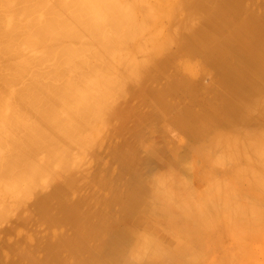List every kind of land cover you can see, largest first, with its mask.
Returning a JSON list of instances; mask_svg holds the SVG:
<instances>
[{
  "label": "rangeland",
  "instance_id": "374dc122",
  "mask_svg": "<svg viewBox=\"0 0 264 264\" xmlns=\"http://www.w3.org/2000/svg\"><path fill=\"white\" fill-rule=\"evenodd\" d=\"M233 3L229 9L219 0H115L99 18L80 0H0V264H92V257L99 259L98 264H112L113 248L98 249L95 239L84 232L85 244L91 247L87 252L73 250L78 247L74 244L79 238L77 227L83 224L88 231L99 230V244L113 240L114 248L130 227L154 237V243L163 247L161 252L168 253L159 264H173L170 254L176 248L187 251V247L182 250L186 241L194 250L190 248L193 251L184 253L185 257L194 255L195 264H220L224 259L225 264H264V168L260 170L263 164L252 158L264 154V125L259 122L264 121V72L261 89L255 90L250 83H242L226 60L247 56L238 44L250 36H242L241 27L250 26H244L250 15L260 18L264 26V0ZM228 75L235 80L232 84ZM234 84L252 102L245 116L249 114V119L238 122L231 120L236 111H228L221 98L222 89ZM208 106L219 114L209 112ZM183 111L186 117L192 115L188 136L180 131L185 125L175 120ZM200 125L201 134H197ZM212 140L215 148L222 141L218 146L222 151H210ZM204 147L209 148L201 151ZM222 147L227 159L234 157H229L231 166L232 161L227 163L224 154L220 156ZM199 149L205 157L217 155L206 159ZM240 151L252 160L244 157L246 164L243 157L239 160ZM223 168H233L236 173L228 172L239 175V181L243 176L245 182L237 184L226 171L222 174ZM166 173L176 174L178 186H173L177 187H171L172 175ZM165 177L166 188L172 189L169 195L181 199L170 203L189 207L185 209L194 215L191 221L172 224L170 216L184 207L160 211V217L151 213L158 186L161 193L167 191ZM251 179H257L254 189L249 186ZM201 189L215 190L220 196L217 202L222 203L215 202L213 191L214 199H209L211 194L199 193ZM219 191H229L231 199ZM189 194L199 195L198 199L192 197L191 202ZM232 197L245 200L231 204ZM73 206L77 215L72 219L66 210ZM194 207L201 215L205 210L199 219L203 226ZM173 230L183 232L177 236L186 241L176 239ZM159 231L168 233L166 238ZM149 260L145 254L133 262H154Z\"/></svg>",
  "mask_w": 264,
  "mask_h": 264
},
{
  "label": "bare ground",
  "instance_id": "6f19581e",
  "mask_svg": "<svg viewBox=\"0 0 264 264\" xmlns=\"http://www.w3.org/2000/svg\"><path fill=\"white\" fill-rule=\"evenodd\" d=\"M81 2H83V3H86L88 6H89V8L92 10V11H94L95 12V14H98V17L99 18H102V16H101V12L103 11V10H105L106 8H111L112 7V4L115 2V0H80ZM234 1H236V0H219V2L220 3H222V7H224V8H229V9H233L234 7H233V4H235V3H233ZM253 16V15H252ZM244 26L245 25H247L248 23H250V26H246V27H241V28H244V29H242L243 30V32L242 31H240L241 33H242V36H250V40H245V42L244 43H241V45H240V43L238 44L239 45V48H240V50L241 51H243L244 53H246L247 54V56H242L241 58L240 57H236V58H234V57H232V56H228L227 58H226V60H227V62H228V65L230 66V67H232L231 69H233L234 71H237V74L239 75V76H241L242 77V83H245L244 81H246V82H248V83H250L251 85H253V87H254V89L255 90H257V88H259V90L261 89V83L263 82V75L261 74V73H263L264 72V26L262 25L263 24V21L261 20L260 21V18H258V19H255L254 20V18H252L251 17V15H250V18H248V19H246V20H244ZM261 22V23H260ZM255 23V24H254ZM253 25V26H252ZM92 26V25H91ZM250 34H253V36L252 35H250ZM247 41V42H246ZM241 46V47H240ZM224 57V56H223ZM224 60V59H223ZM230 75H228V77H227V81L229 82V81H231V83L230 84H232L235 80H233L231 77H229ZM241 83V84H242ZM238 84H240V83H238ZM242 86V85H241ZM229 89H230V91H229ZM264 90V89H263ZM262 90V91H263ZM222 91H224V92H221V94H222V96H221V98L223 99V98H225V100L223 99L222 101L223 102H226V104H227V110L228 111H230V112H232L233 110H235L236 111V115L233 117V119H231L232 121H236V122H238V121H243V120H245V119H249V114H248V116L247 117H245L246 115H247V113H248V110H249V108H251L250 107V105L252 104V102H250V101H248L247 99L245 100L243 97L244 96H242V93L244 92V90L241 88V87H239V86H237V85H233L232 87H230V88H228L227 90L226 89H222ZM228 91V92H227ZM257 98H258V94H257ZM257 102V101H256ZM258 103V102H257ZM253 108H254V106H253ZM256 108V107H255ZM207 109L209 110V112H211V113H215V114H219L218 112H217V110H215L213 107H207ZM261 109V108H260ZM259 109V110H260ZM264 109V108H263ZM262 109V110H263ZM264 111V110H263ZM261 112V111H260ZM259 113V112H258ZM263 114H264V112H262ZM258 116V115H257ZM186 117V112H181V113H179L178 115H176V118H175V120H176V122H178V123H181V124H184L185 126H183L182 128H181V133L182 134H185L186 136H188V135H190V133L189 132H191V130H192V128H191V125L190 124H188L189 123V121H191V118H192V115L191 114H188V116L186 117V119H188L187 120V122L186 121H184V118ZM261 117V116H260ZM194 118L195 119H198V118H196L195 116H194ZM263 118V117H262ZM262 118L260 119V118H258V119H260V120H262ZM201 119H203V118H201ZM264 119V118H263ZM255 121H257V118H256V120ZM254 121V122H255ZM246 122V121H245ZM244 122V123H245ZM248 122V121H247ZM254 122H251L250 124H255ZM260 122V124H261V127L264 125V121H263V123H261L262 121H259ZM259 122H257V124L259 125ZM257 124H255V125H257ZM257 125V126H258ZM251 127V126H250ZM260 127V128H261ZM264 127V126H263ZM198 128H200V129H198ZM197 128V134H201V125L199 126ZM238 129H240V128H237V130ZM247 129V128H246ZM249 129V128H248ZM247 129V130H248ZM252 129H254V128H252ZM262 129V128H261ZM242 130V128L240 129V131ZM257 131H258V129H256ZM239 131V132H240ZM203 132V131H202ZM206 132V131H205ZM237 132V131H236ZM242 133H243V131H241ZM207 133H209V132H207ZM206 133V134H207ZM238 133V132H237ZM245 133V132H244ZM250 133V132H249ZM251 133H253V132H251ZM261 133V132H260ZM205 133H203L202 135H204ZM256 134V133H255ZM202 135H200V136H202ZM209 135V134H208ZM257 135H260V134H257ZM243 137L244 136V134H241L240 135V137ZM40 137V136H39ZM216 136H213V138H215ZM226 137V136H225ZM232 137V136H231ZM248 137V136H247ZM259 137H262V136H259ZM258 137V138H259ZM217 138V137H216ZM222 139H223V141H224V138L223 137H221ZM229 139H230V137H228ZM227 138V140L229 141V139ZM244 138V137H243ZM242 138V139H243ZM252 138H254V136L252 137ZM30 139V138H29ZM217 139H220V138H217ZM221 139V140H222ZM257 139V138H256ZM216 140V139H215ZM220 140V141H221ZM16 141V140H15ZM214 140H212V142H211V144H209V147H210V145H212V143L214 144V142H213ZM231 141H233L232 139L230 140V143H231ZM238 141V140H237ZM244 141H245V138H244ZM259 141V140H258ZM206 142H208L207 140H206ZM205 142V143H206ZM222 142V141H221ZM221 142H219V144H218V146L220 145V143ZM240 142H242V140L240 141ZM253 142V141H252ZM27 143V142H26ZM209 143V142H208ZM224 144L226 143V142H223ZM228 143V142H227ZM243 143V142H242ZM244 143H246V142H244ZM224 144H223V146H224ZM235 144V143H234ZM228 145H230L231 147L233 146V145H231V144H228ZM247 145V144H246ZM258 145V144H257ZM28 146V145H27ZM218 146H216V148L214 147V145H212V148H210V151H213V149H217V150H219V152L220 151H222V150H220V147H218ZM241 147H242V145H240ZM200 147H203V146H200ZM208 147V148H209ZM214 147V148H213ZM248 147V146H247ZM208 148H206V149H208ZM223 148V147H222ZM236 148V147H235ZM240 148V147H239ZM205 149V147H204V149H199V152L200 153H202L201 151H204V150H206ZM212 149V150H211ZM237 149V148H236ZM240 149H242V148H240ZM239 149V150H240ZM248 149V148H247ZM201 150V151H200ZM231 150V149H230ZM209 150H207L206 152H210ZM218 152V151H217ZM218 152V153H219ZM223 152L224 153H221V157H222V154H224V156L223 157H225L226 158V152L227 151H225L224 150V148H223ZM241 152V151H240ZM249 153H250V151H248ZM208 153H206V156H207V154ZM211 153V152H210ZM228 153V152H227ZM231 153V152H230ZM235 153V152H234ZM238 153V152H237ZM211 154H213V153H211ZM233 154V153H232ZM244 154L245 153H242L241 152V156H239V160H240V158L241 157H243L242 158V160H244V157H245V160H247L248 162L250 161V160H252L249 156L248 157H246V156H244ZM202 155L205 157V154H203L202 153ZM210 155V154H209ZM214 155V157L217 155V153H214L213 154ZM252 155V154H251ZM193 156V155H192ZM211 156V155H210ZM209 156V157H210ZM229 157H232V158H234L233 156H230V155H228ZM252 156H254V157H252L253 158V160L255 161V162H257V163H260V164H263V166H261V168H260V166L259 165H257L256 163H254V164H256L259 168H260V170H262L263 168H264V154H257V155H252ZM31 157V156H30ZM208 156L207 157H205L206 159L207 158H209ZM214 157H210L211 159H214ZM229 157H228V159H229ZM224 158V160H226V162L227 161H229L227 158L225 159ZM237 158V157H236ZM211 159H208V161H210V162H212V160ZM216 159V158H215ZM178 160V159H177ZM198 160V159H197ZM241 160V161H242ZM245 160L243 161L244 163H245ZM179 161V160H178ZM182 161V160H181ZM220 161V160H219ZM223 161V160H222ZM230 161H232V160H230ZM229 161V162H230ZM238 161V160H237ZM177 162V161H176ZM199 162V161H198ZM213 162H216L215 160H213ZM212 162V163H213ZM224 162V164H226V162L225 161H223ZM247 162V163H248ZM228 163V162H227ZM238 163V162H237ZM236 163V165L237 166H239V165H242L241 163L240 164H237ZM253 163V162H252ZM251 163V164H252ZM220 164V163H219ZM230 164V166H231V164H233V161L231 162V163H229ZM246 164V163H245ZM250 164V163H249ZM250 164V165H251ZM49 165V164H48ZM205 165V164H204ZM228 165V164H227ZM236 165H234V167L237 169H239V167H237ZM209 166V165H208ZM218 166H220V165H218ZM199 167V166H198ZM222 167H224V166H222ZM226 167V166H225ZM224 167V168H225ZM233 167V168H234ZM263 167V168H262ZM181 169H182V167H180ZM208 168V167H207ZM213 168V167H212ZM216 168V167H215ZM224 168L221 170V171H223L224 170ZM229 168V167H228ZM233 168H232V170H231V168L229 169V170H231V171H233ZM184 169V168H183ZM201 169V167L198 169V170H200ZM227 169V168H226ZM226 169H225V171H226ZM249 169V168H248ZM202 170H203V166H202ZM229 170H227L226 172L225 171H223L224 173H222L223 175H225V173L227 174V177H233V175L231 174L232 172H228ZM235 170V169H234ZM264 170V169H263ZM262 170V173L264 172ZM189 171V170H188ZM212 171H213V169H212ZM217 171V170H216ZM220 171V172H221ZM239 171H241L240 169H239ZM239 171H238V173H239ZM259 171V170H258ZM235 171H233V173H234ZM242 172V171H241ZM240 172V173H241ZM246 172V171H245ZM206 173V172H205ZM212 173H215V170H214V172H212ZM236 173V172H235ZM247 173V172H246ZM207 174V173H206ZM231 174V175H230ZM241 174H244V173H241ZM248 175H249V173H247ZM161 175H163V174H161ZM165 175H172V178H171V176H170V180H172V186L171 187H177L178 185H177V177H175V178H173L174 176H176V174H165ZM174 175V176H173ZM195 175V174H194ZM219 175H221V174H219ZM229 175V176H228ZM244 175H246V174H244ZM262 175H264V173L262 174ZM164 176V175H163ZM162 176V177H163ZM184 176H186V175H184ZM239 176V175H238ZM237 176V177H238ZM201 177H202V174H201ZM220 177H222V176H220ZM237 177H235V174H234V177L232 178L233 180H234V178L236 179V180H234L235 182H237V181H239V179L237 180ZM241 177V176H240ZM239 177V178H240ZM198 178V177H197ZM196 178V176H195V179H197ZM242 178L244 179V177L242 176ZM241 178V179H242ZM250 178H252V176H250ZM250 178H248V179H250ZM168 179V178H167ZM166 177H165V179H164V182H163V186L166 184V183H168V182H165L166 180ZM173 179H176V180H174L173 181ZM181 179H183L182 177H181ZM199 179L201 180V178L199 177ZM205 179V178H204ZM216 179H218L217 180V182L219 181V178H216ZM226 179V178H225ZM242 179V180H243ZM157 180H161V178H157ZM170 180H169V182H170ZM198 180V179H197ZM221 180V179H220ZM242 180H240L241 182H243ZM251 180H253V179H251ZM251 180H249V183H250V187H251V189H252V187H253V189H254V187H256L255 186V181L257 180H253V182H251ZM62 181H64V180H62ZM147 181V180H146ZM156 179L154 180V183L155 184H157L156 182ZM162 181V180H161ZM176 181V182H175ZM180 181V180H179ZM182 181V180H181ZM199 181V180H198ZM223 181V180H222ZM226 181V180H225ZM239 181V182H240ZM175 182V183H174ZM183 182V181H182ZM182 182H180V183H182ZM197 182V181H196ZM220 182V181H219ZM244 182H245V179H244ZM161 182H159V184H160ZM188 183H189V181H188ZM198 183V182H197ZM200 183V182H199ZM214 183V182H213ZM256 183H258V182H256ZM162 184V183H161ZM173 184L175 185H177V186H173ZM194 184V183H193ZM201 184V183H200ZM203 184H204V182H203ZM216 184V181H215V183H214V185ZM237 184H238V182H237ZM240 184V183H239ZM52 185H53V182H52ZM169 185V184H168ZM180 185V184H179ZM192 185V184H191ZM217 185V184H216ZM219 185V184H218ZM231 185V184H230ZM257 185V184H256ZM152 188H153V183H152V185H150ZM155 186V185H154ZM158 186V185H157ZM170 186V185H169ZM186 186H188V185H186ZM201 186H203V185H201ZM170 187V188H171ZM181 188H182V185L180 186ZM179 187V188H180ZM192 187V186H191ZM190 187V188H191ZM211 187V186H210ZM214 187V186H213ZM259 187V186H258ZM158 188H159V186H158ZM157 188V190H158V198H156L157 199V201L155 202V203H153V204H151V206H150V211H151V213H154V214H157V216L158 217H160L161 215V212H166V213H168L167 212V210L168 209H170V210H177L178 208H182V207H184V206H181L180 207V205H181V203H179V205H178V207H176V205H174L175 204V202H173V203H170L171 202V200H173V199H175V197L174 198H172V196H170L169 194H171V190H168L167 188H166V185H165V188H166V190L167 191H165V190H163V191H165V192H163V193H161V190H159ZM187 188V187H186ZM185 188V189H186ZM190 188H189V190H190ZM200 188V187H199ZM244 188H246V187H244ZM161 189V188H160ZM174 189V188H173ZM176 189V188H175ZM195 189H197V188H195ZM225 189H226V187H225ZM243 189V188H242ZM263 189V188H262ZM262 189H260V190H262ZM83 190V189H82ZM188 190V189H187ZM222 190V189H221ZM231 190V192H232V189H230ZM246 190H248V189H246ZM257 190V188L255 189V191ZM175 191V190H174ZM201 192H199V193H202L203 191H202V189L200 190ZM210 192H208V190L206 191H204L203 193H205L206 194V192H207V194H206V196H208L209 194L208 193H210L211 194V197L209 198V199H214L215 200V202L218 204L219 202V204H221L222 202H221V200H219V202H217V200H216V198L218 197L217 195V193H214V192H216L215 190L213 191L212 189L211 190H209ZM213 191V196H214V194H215V196H214V198H213V196H212V192ZM254 191V192H255ZM37 192V191H36ZM81 192V191H80ZM173 192V191H172ZM191 193L193 192V191H190ZM198 192V191H197ZM220 192V191H219ZM228 192L229 191H227V192H220L219 193V195L222 193V195L224 194V197H225V195L226 196H228ZM231 192H230V194H231ZM249 192V191H248ZM253 192V191H252ZM262 192H263V190H262ZM261 192V193H262ZM35 193V192H34ZM42 193V192H41ZM161 193V194H160ZM175 193V192H174ZM179 193H182V192H179ZM186 193V192H185ZM184 193V191H183V193L182 194H185ZM198 193V194H199ZM238 193V192H237ZM257 193H259L260 194V192L258 191ZM39 194H40V192H39ZM80 194V193H79ZM249 194V193H248ZM76 195V194H75ZM74 195V196H75ZM172 195V194H171ZM176 195H177V193H176ZM186 195H187V193H186ZM190 195V198H189V196H188V198L191 200V202L196 198V199H198V196L199 195H192L191 196V194H189ZM201 196H204V195H202V194H200ZM233 195V194H232ZM242 195V194H241ZM260 195H262V194H260ZM173 196H175V195H173ZM179 196V195H178ZM184 196V195H183ZM237 196H240V195H238L237 194ZM245 196H246V194H245ZM251 196H252V194H251ZM263 196V195H262ZM70 198L72 197V195L71 196H69ZM194 199H193V198ZM222 197V196H221ZM230 199H231V197H230V195L228 196ZM227 197V198H228ZM64 198V197H63ZM74 198V197H73ZM180 197H176V199L175 200H177V199H179ZM203 198H205V197H202V199ZM218 198H220V196L218 197ZM234 200H233V202L231 203V204H233L234 203V201H236V200H242V199H240V197L237 199L236 198V200H235V197H232ZM256 199H257V197H255ZM72 199V198H71ZM184 200L185 199H187V198H183ZM207 199V198H206ZM205 199V200H206ZM180 200V202H181V199H179ZM183 200V201H184ZM204 200V201H205ZM224 200V199H223ZM227 200V199H226ZM243 200H245V198L243 199ZM242 200V201H243ZM254 200V199H253ZM258 200V199H257ZM178 201V200H177ZM176 201V202H177ZM200 201V200H199ZM203 201V200H202ZM200 202V204L202 203V205H204L203 204V202ZM208 201V200H207ZM207 201H205L206 203H207ZM225 201V200H224ZM223 201V202H224ZM228 201V200H227ZM242 201H240V203L242 202ZM179 202V201H178ZM195 202V201H194ZM215 202H212V203H215ZM230 202H231V200H230ZM245 202V201H244ZM190 203V202H189ZM227 203H229V202H227ZM250 203V202H249ZM177 204V203H176ZM190 204H192V203H190ZM210 204V203H209ZM218 204V205H219ZM225 204V203H224ZM224 204H222V206L224 205ZM230 204V205H231ZM238 204V203H237ZM244 204V203H243ZM258 204V203H257ZM185 205H186V203H185ZM240 205V204H239ZM264 205V204H263ZM192 206V205H191ZM190 206V207H191ZM206 206V205H205ZM207 206H208V203H207ZM207 206H206V208H207ZM213 206V205H212ZM211 206V207H212ZM232 206H235V205H232ZM237 206V205H236ZM254 206V205H253ZM252 206V207H253ZM160 207H161V209H160ZM193 207V206H192ZM200 207V206H199ZM198 207V208H199ZM202 207V206H201ZM210 207V208H211ZM221 207V206H220ZM246 207V206H245ZM255 207V206H254ZM185 208H189V207H184L183 209H185ZM197 208V207H196ZM223 208V207H222ZM251 208V207H250ZM63 209H66L65 207H63ZM190 209V208H189ZM188 209V210H189ZM196 212H198V210L197 209H195V207L193 208ZM208 210H209V208H207ZM241 209V208H240ZM186 210L187 209H185L184 211H182L181 213H178V212H174V214L173 215H171L170 217H171V222H172V224H174V225H176V226H178V224H180V223H185V222H188V221H191V218L193 217L194 218V215L192 216V213H189L190 211H187L186 212ZM194 210H191L192 212L194 211ZM200 210V209H199ZM235 210V209H234ZM247 210V209H246ZM67 211V215H68V217H70V218H74V216H76L77 214V211H76V207H72L71 209H67L66 210ZM161 211V212H160ZM179 211H180V209H179ZM195 211H194V213H195ZM203 211V210H202ZM217 211V210H216ZM231 211V210H230ZM232 212V211H231ZM230 212V213H231ZM264 212V211H263ZM204 213H205V210H204ZM204 213H203V215H201L200 214V212H198V213H196L195 215H197L198 217V220H197V222H199L200 224L202 223V221H200L199 219H201L203 216H205L204 215ZM220 213V212H219ZM229 212L227 211V213L226 214H228ZM229 213V214H230ZM237 213V212H236ZM164 214V213H163ZM198 214H200V215H198ZM206 214H208L209 215V213H207L206 212ZM228 214V215H229ZM239 214L240 213H238V216H239ZM247 214H248V211H247ZM231 215H232V213H231ZM248 215H250V214H248ZM264 215V214H263ZM156 216V215H155ZM164 216H165V219L167 218V216L164 214ZM207 216V215H206ZM220 216H221V213H220ZM238 216H236V217H238ZM35 217V216H34ZM148 217V216H147ZM158 217H156V218H158ZM208 218H209V216H207ZM212 217V216H211ZM245 217H247V216H245ZM264 217V216H263ZM263 217H261V218H263ZM164 217H163V215H162V218L161 219H163ZM231 218V217H230ZM229 218V219H230ZM159 219V218H158ZM195 219H193V220H195ZM210 219V218H209ZM222 218H220L219 219V221L221 220ZM238 219V218H237ZM248 219H249V217H248ZM151 220V219H150ZM164 220V219H163ZM227 220V219H226ZM239 220V219H238ZM259 220V219H258ZM209 221V220H208ZM215 221V220H214ZM216 221H218V220H216ZM215 221V222H216ZM218 221V222H219ZM250 221V220H249ZM263 219H262V222H261V224H264L263 223ZM160 223H163V222H161V221H159ZM194 222H196V221H194ZM196 222V223H197ZM224 222V220H222L221 221V223H223ZM228 222V221H227ZM196 223H193V224H195L196 225ZM210 223V222H209ZM220 223V224H221ZM157 224V223H156ZM198 224V223H197ZM200 224H198V225H200ZM258 224H260V223H258ZM150 225V224H149ZM160 225V224H159ZM198 225H196V228H197V226ZM223 225V224H222ZM242 225V224H241ZM244 225V224H243ZM245 225H246V223H245ZM247 225H250L249 224V222H248V224ZM251 225H253V224H251ZM155 226V225H154ZM163 226H164V224L163 225H161V227L163 228ZM201 226H203V223H202V225ZM208 226V225H207ZM150 227V226H149ZM165 227H166V224H165ZM167 227H168V229L171 227L172 229L174 228V226L172 225H170V227L167 225ZM166 227V228H167ZM225 227H227V226H225ZM230 227V226H229ZM237 227H239V226H237ZM249 227V226H248ZM86 228V224L84 225H80L79 227H77V235H78V241L76 242V243H74V244H78V247L77 248H74L73 250H81V251H86L87 252V250L89 249L88 247H91L90 245H86L85 244V241H87L85 238H83V237H85L83 234H82V232H84V234H86V236H88V238L89 239H92V238H94L95 239V243L93 244L94 246H97L98 247V249H104L105 248V246L106 247H108V248H113V252L115 253V256H114V259L112 260V264H132V263H134L133 261H135L136 260V257L137 256H140V255H147V257H149V261H151V260H153L154 262H152L151 261V263H146V264H159L160 263V258H167V257H164V256H166L167 254H166V252H161V250L160 249H163V247L162 248H160V245L159 244H157V242H155L154 243V239H152V238H154V237H152L151 239L150 238H148V237H145V235H143V234H138L136 231H135V228H133V227H130V228H128L127 230H125V232H123L122 234H121V236H119L118 237V239H117V241H118V247H116V248H114L113 247V245H114V242H113V240H109V239H107V240H103L102 242H101V244H99V242L97 241V237L99 236L98 235V233H99V230H91V231H88L87 229H85ZM161 228V229H162ZM170 228V229H171ZM176 229H178V227H175ZM201 228V227H200ZM202 228H204L205 229V226L204 227H202ZM202 228H201V231H202ZM160 229V230H161ZM164 229V228H163ZM194 228H192V231H194L195 232V229L193 230ZM225 229V228H224ZM223 229V230H224ZM227 229V228H226ZM246 229V228H245ZM153 230V229H152ZM166 229H164V231H165ZM178 230H180V229H178ZM176 231V230H173V233H174V231H175V233H176V235L175 236H177V234H179V236H180V233L181 234H183V232H180V231ZM197 230V229H196ZM210 230V229H209ZM149 231V230H148ZM155 231V230H154ZM169 231V230H168ZM168 231H166V232H168ZM198 231H199V229H198ZM198 231H197V233H198ZM205 231H207V229L205 230ZM225 231V230H224ZM224 231H220V232H224ZM250 231V230H249ZM260 231H261V229H260ZM4 232V231H3ZM2 232V233H3ZM160 232V231H159ZM179 232V233H178ZM187 232H189V231H187ZM194 232L193 233H191V235L192 234H194ZM208 232V231H207ZM245 232H247V231H245ZM161 233V232H160ZM171 232H169V234H170ZM172 233V234H173ZM225 233H227L226 231H225ZM230 233V232H229ZM228 233V234H229ZM234 233V232H233ZM157 234H159V233H157ZM162 235H164V233L162 232L161 233ZM167 234L168 233H166V235H164V237L166 238V236H167ZM189 234H190V232H189ZM200 234H202V233H200ZM250 234H252V233H250ZM153 235V234H152ZM171 235V234H170ZM186 235H187V233H186ZM204 235H206V233H204ZM247 235V234H246ZM147 236V235H146ZM159 236H160V234H159ZM173 236H174V234H173ZM175 236L173 237L174 238V241H178L180 238L177 236L176 237V239L177 238H179L178 240H176L175 239ZM225 236V235H224ZM232 236V235H231ZM243 236V235H242ZM251 236V235H250ZM151 237V236H150ZM158 237V236H157ZM171 237V239H173L172 238V236H170ZM197 237V236H196ZM238 237V236H237ZM245 237V236H244ZM161 238H162V236H160V240H161ZM168 238V237H167ZM203 238H204V236H203ZM247 238H249L248 236H247ZM80 239L81 240H83V241H80ZM155 239H156V237H155ZM183 239V242H185L186 240L182 237L181 238V240ZM235 239V238H234ZM157 240H158V238H157ZM160 240H158V241H160ZM169 240V239H168ZM167 240V241H168ZM185 240V241H184ZM237 240V239H236ZM235 240V241H236ZM243 240H246V239H243ZM242 240V241H243ZM162 241H165L166 242V240L165 239H163L162 238ZM171 241H173V240H171ZM226 241V240H225ZM235 241H233L234 243V248H236V245H235ZM239 241V240H238ZM247 241V240H246ZM249 241V240H248ZM247 241V242H248ZM94 242V241H93ZM227 243H228V241H226ZM230 242V241H229ZM168 243V242H167ZM169 243H171V242H169ZM175 242H173V244H174ZM74 244H70L71 246L72 245H74ZM163 244H165V247H168V246H166L167 244L166 243H163L162 242V245ZM182 244V243H181ZM184 244V243H183ZM190 243H188V245H187V241H186V243L184 244V245H187V246H184L183 245V248L184 249H182V247H180L182 250H184L185 251V247H187V251H185L184 253H186V252H188L189 254L191 253V251H193L194 249L193 248H191V244L189 245ZM249 243H247V245H248ZM102 245V246H101ZM228 245V244H227ZM226 245V246H227ZM231 245V244H230ZM246 245V246H247ZM164 246V245H163ZM190 246V247H189ZM229 246V245H228ZM238 246V245H237ZM239 246H240V244H239ZM242 246H244V245H242ZM248 246H252L251 245V243L248 245ZM170 245H169V249H170ZM189 247V248H188ZM195 247V246H194ZM193 249V250H189V249ZM226 248V247H225ZM172 249H174V248H172ZM171 249V250H172ZM179 249V248H178ZM228 249V248H227ZM230 249H232V248H230ZM239 249V248H238ZM248 250V248L247 247H245V250ZM264 249V248H263ZM226 250V249H225ZM244 250V249H243ZM167 251V250H166ZM176 253H171L170 254V259H172V263L173 264H187L188 262H191V261H195L196 259V257L194 256V255H191V257L189 256V259H188V257H185V254L184 253H182L183 251H181V250H177V248L174 250ZM227 251V250H226ZM240 252V251H239ZM193 253V252H192ZM237 253V252H236ZM195 254V253H194ZM243 253H240V254H236V257L238 256V255H242ZM188 255V254H187ZM186 255V256H187ZM203 256V255H202ZM224 256H226L225 254H224ZM224 256H223V258H224ZM245 256V255H244ZM86 257H88V259L89 260H91V257L89 256V254L87 253V256ZM142 257V259L144 258L143 256H141ZM227 258L229 257V254H227V256H226ZM233 257V256H232ZM243 257V256H242ZM93 258V260L91 261L92 262V264H98L99 262V259H97L96 257H92ZM139 258V257H138ZM198 258V257H197ZM147 259V258H146ZM169 259V258H168ZM200 259H202L201 257H200ZM144 260V259H143ZM143 260H141L140 262H142ZM230 260H232V259H230ZM137 261H139V260H137ZM137 261H135V262H137ZM166 261H167V259H166ZM171 261V260H170ZM198 261V260H197ZM200 261H202V260H200ZM200 261H199V263H200ZM205 261V260H204ZM227 259H226V262H225V259L223 260V262H221V263H223V264H225V263H227ZM237 261V260H236ZM140 262H138L137 264H139ZM169 262V261H168ZM168 262L166 263L165 262V264H168ZM203 262V261H202ZM201 262V263H202ZM231 262H233V261H231ZM192 263H198V262H192ZM192 263H189V264H192ZM220 263V264H221ZM135 264V263H134ZM141 264V263H140ZM163 264V263H162ZM219 264V263H218ZM233 264H234V262H233Z\"/></svg>",
  "mask_w": 264,
  "mask_h": 264
}]
</instances>
